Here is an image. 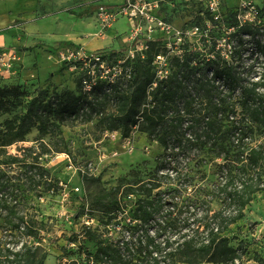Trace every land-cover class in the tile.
Here are the masks:
<instances>
[{
	"label": "rangeland",
	"instance_id": "1",
	"mask_svg": "<svg viewBox=\"0 0 264 264\" xmlns=\"http://www.w3.org/2000/svg\"><path fill=\"white\" fill-rule=\"evenodd\" d=\"M103 1L58 0L57 4L71 11L81 5L106 4ZM253 7L259 11L257 17L252 13ZM157 15L171 26L169 33H154L159 38H142L139 43L131 39L130 45L108 50L117 54L108 62V73L103 79L111 81L105 87L106 92L114 86L126 89L133 69L150 60L152 63L146 66L152 67L155 79L162 80L164 85L174 77L181 78L191 68L190 84L200 79L205 89L201 91L203 105L198 96L193 101L195 112L201 111L203 115L207 104H213L218 98L212 81V69L218 64L237 66L246 82L259 78L262 57L256 51L255 42L264 40V0H164ZM50 19L40 25L49 34L50 41H54L60 22ZM117 22L118 28L129 27L126 18ZM64 26L72 27L71 24ZM85 31L93 33L96 29ZM0 35L10 40L8 44L1 42L0 46L14 53L0 60V87L20 86L27 94L25 102L46 89L49 96L54 91L66 90L78 94L79 69L67 66L54 75L61 67L58 65L61 54L49 58V53L44 51L46 46L33 52L23 50V44L16 40V29L2 30ZM186 58L189 68L182 63ZM216 83L222 97L228 96V86L220 81ZM93 95L102 99L104 92ZM183 101L181 97L176 99L177 108ZM24 110L23 106L0 115V128L3 129L7 119ZM114 111V103L110 101L104 114ZM86 112L91 114L90 121ZM195 112L196 120L191 117L181 127L169 128L184 136L185 141L182 145L175 143L176 148L167 152L148 136L142 122L124 137L120 131L100 123V115L86 108L76 118L67 117L57 133L41 135L33 129L25 141L1 148L0 240L7 239L5 222L10 214H27L26 219L40 229V235L38 239H29L21 231L15 233L18 249L28 241L29 246L41 247L45 264H95L97 246L86 237L88 230L106 240L118 236L113 222L109 226L104 224L109 201L123 196V211L130 213L135 209L136 196H144L132 194V190L145 191L155 178L161 186L158 190L163 192L159 196H180L169 191L186 182L187 175L194 177L192 184L200 183L197 180L203 173L204 184L216 180L214 164L219 160L210 153L209 146L201 149L197 141L190 140L191 134L201 133L204 126L201 114ZM228 234L233 238V246L243 243L244 254L236 264H264V193L247 207L245 218L232 226Z\"/></svg>",
	"mask_w": 264,
	"mask_h": 264
},
{
	"label": "trees",
	"instance_id": "2",
	"mask_svg": "<svg viewBox=\"0 0 264 264\" xmlns=\"http://www.w3.org/2000/svg\"><path fill=\"white\" fill-rule=\"evenodd\" d=\"M255 47L262 57L259 78L246 82L237 66L218 64L212 69L218 98L207 104L203 115L194 110L197 96L203 105L201 91L205 89L200 79L190 84L193 70L184 71L181 78L174 77L164 85L155 79L152 67L146 66L152 60L133 69L126 89L114 86L106 92L111 81L98 80L86 91L83 81L89 76L85 72L79 74L77 95L66 90L49 96L46 89L25 102L27 94L20 86L0 87V115L23 106L25 109L0 128V149L25 141L33 129L41 135L57 133L67 117L76 118L86 108L100 115V123L124 137L142 122L148 136L167 152L176 148L175 143L182 145L185 141L184 136L169 128L191 121L194 112L201 114L203 131L193 132L190 140L197 141L201 149L209 146L210 153L219 160L214 164L216 180L204 184L203 173L197 180L200 183L192 184L194 177L187 175L186 182L169 191L180 196H159L163 192L158 190L161 186L155 178L145 191L132 190V194L144 196H136L135 209L130 213L123 211V196L106 205L104 224L113 222L118 231L116 238L106 240L91 229L86 237L97 246L95 264H236L244 254L243 243L233 246L228 233L245 218L247 207L264 193V40H256ZM101 53L110 55V60L117 54ZM62 62L54 75L70 66ZM182 63L189 68V59ZM219 81L228 86V96L222 97L216 83ZM191 90H195L194 95ZM99 91L104 92L102 99L93 95ZM150 96L152 100H148ZM180 97L184 101L177 108L176 99ZM110 101L115 111L105 116L104 108ZM85 116L91 120V114L86 112ZM193 118L196 120L197 115ZM184 193L186 196H181ZM13 215L6 218L7 239L0 240V264H45L40 246H29L27 241L18 249L16 244L15 233L21 231L29 239H38L40 229L30 224L27 214Z\"/></svg>",
	"mask_w": 264,
	"mask_h": 264
},
{
	"label": "crops",
	"instance_id": "3",
	"mask_svg": "<svg viewBox=\"0 0 264 264\" xmlns=\"http://www.w3.org/2000/svg\"><path fill=\"white\" fill-rule=\"evenodd\" d=\"M123 1L104 0L103 3L113 6L120 5ZM57 2L58 0H0V32L16 29V40L23 44V50L33 52L36 48L46 46L47 50L44 51L49 53L48 57L51 59L54 54L67 53L70 50L108 51L131 44L130 34L133 26L128 20L129 27L118 28L119 23L116 22L109 29L101 31L95 16L100 4L81 5L69 11L64 8L65 5ZM48 18H51L50 21L60 22L54 41H50L49 34L40 25ZM64 24H71L72 27L68 29ZM89 28L96 31L86 32ZM9 41L6 36L0 35V43L8 44ZM52 42L55 43L54 47L48 46ZM54 49L56 51H53ZM62 63L59 61L58 65L61 66Z\"/></svg>",
	"mask_w": 264,
	"mask_h": 264
},
{
	"label": "built area",
	"instance_id": "4",
	"mask_svg": "<svg viewBox=\"0 0 264 264\" xmlns=\"http://www.w3.org/2000/svg\"><path fill=\"white\" fill-rule=\"evenodd\" d=\"M164 0H124L120 5L109 6L100 4L96 12V18L100 25L101 31L109 29L120 18H126L133 26L131 38L134 42H141V39L147 38L154 40L157 33H169L171 26L157 13L161 8ZM213 2L210 3V7ZM254 17L257 15V9L253 7ZM88 52L84 49L70 50L61 54L62 61L69 62L70 67L85 72L89 78H84L83 84L86 91H90L94 82L105 79L108 73V62L110 55L107 53ZM12 50H6L0 46V60L4 57L13 55ZM15 57H13V60ZM11 67V66H8ZM80 72V73H81Z\"/></svg>",
	"mask_w": 264,
	"mask_h": 264
}]
</instances>
